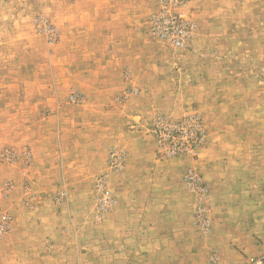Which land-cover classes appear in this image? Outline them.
Masks as SVG:
<instances>
[{
	"label": "rangeland",
	"instance_id": "rangeland-1",
	"mask_svg": "<svg viewBox=\"0 0 264 264\" xmlns=\"http://www.w3.org/2000/svg\"><path fill=\"white\" fill-rule=\"evenodd\" d=\"M189 1L186 11L196 23L189 47L171 49L152 39L145 30L146 47L158 53V65L167 69L172 63L175 70L181 68L186 77H181L183 86L189 80L196 81V75H200L193 67L191 72H186L190 64H196L190 61L192 54H205L213 43L222 47L226 42L207 39L204 14L200 16ZM0 2L11 6L0 12V145L21 148L27 159L31 141L36 138L30 135V129L32 126L40 129L44 116L61 106H67L69 113H76L78 107L84 109V106L87 111H94L92 105L81 103L79 90L67 87L62 79L64 18L67 19L68 14L77 15L79 9L74 0ZM142 2L148 7L144 14L146 20L154 10V0ZM26 15L29 16L27 19ZM40 21L53 29L52 37L43 31ZM237 43V40L230 41L229 46ZM245 43L253 47L252 41ZM177 52H180L179 56ZM15 82L22 86L21 102H4L14 95L11 85ZM31 83L37 87V118L33 116L35 105L29 101L34 88ZM175 85L167 86L165 90L168 94L171 91L180 93L182 112L201 119L207 135L203 145L195 149V154L165 157L155 143V119L157 115L167 119L180 117L173 118L160 111L154 114L149 128L144 127L148 131L144 129L140 140L143 138L148 157L150 155L162 167L160 175L152 176L157 183L155 191L176 189L181 194L176 205L169 204L171 200L166 198L159 215L151 214L145 201V179L140 184L123 185L126 148L111 146L107 150V168L95 178L71 186L70 191L62 187L51 193L50 202L43 208H33L31 199L25 201L29 204L21 208V214L18 213L15 219L31 231L33 237L28 243L16 238L12 232L18 209L15 210L10 201L14 183L9 180L0 188V214L5 213L10 218L8 232L0 237V264H28L25 257L37 258L36 264H143L138 259L151 253L149 245L154 242L147 224L158 227L159 236L165 240L166 264H256L259 261L264 264V84L259 106L239 104L238 108H232L236 111L234 123L224 119L227 111L221 117L217 115L214 120H209L195 103L190 102V92L185 88L179 92L173 87ZM133 90L131 93H136V89ZM72 94L77 95L76 99L70 98ZM111 149L121 150L125 157L124 167L117 173L109 168ZM0 161L6 160L0 156ZM190 169L196 171L202 193L187 187L184 177ZM105 173L108 175L106 188L110 206L101 211L98 210L96 179ZM254 175H260L262 179L259 189V184L247 183ZM177 181H180V187L176 186ZM254 188L260 191L256 197H253ZM61 192H64L63 200H59ZM120 203L121 209H125L122 214ZM199 211H202L201 220L198 219Z\"/></svg>",
	"mask_w": 264,
	"mask_h": 264
},
{
	"label": "crops",
	"instance_id": "crops-1",
	"mask_svg": "<svg viewBox=\"0 0 264 264\" xmlns=\"http://www.w3.org/2000/svg\"><path fill=\"white\" fill-rule=\"evenodd\" d=\"M189 2L200 16L204 14L202 21L207 24V39L226 42L222 47L213 43L205 54H192L190 61L196 64L185 67L186 72H191L193 67L200 75H196V81L189 80L183 86L181 77H186L182 69L175 70L172 63L167 69L158 65V53L146 47L144 14L148 7L142 0H74L79 9L77 15L68 14L63 24L62 79L67 87L77 88L81 103L92 105L94 111H87L84 106V109L78 107L76 113H69L67 106H61L44 116L40 129L37 126L30 129V135L36 138L31 141L27 159L21 148L0 145V151L7 149L16 154L11 162L0 161V188L9 180L14 183L10 201L12 207L18 209L12 223L16 238L29 243L33 237L28 226H20L15 219L26 200L31 199L33 208H43L50 202L51 193L62 187L70 191L71 186L95 178L107 168V150L111 146L126 148L123 185L140 184L145 179V201L151 214L159 215L166 198L171 200L169 204L176 205L181 199L176 189L155 191L157 183L152 176L160 175L162 167L150 155L148 157L143 138L140 140L157 111L173 118L188 114L182 112L180 106L182 95L177 91L168 94L165 87L176 83L173 87L179 92L181 88L188 90L190 102L209 120L227 111L224 119L234 123V106L247 104L255 108L256 104H261L264 0ZM8 8L11 6L0 2V12ZM26 16L27 19L29 16ZM234 40L238 43L229 46ZM246 41H252L253 47L247 46ZM11 86L14 95L4 102L20 103L21 84L15 82ZM133 89L136 93L132 94ZM124 94L126 96L122 97ZM29 101L35 105L33 116L37 118L36 85ZM253 131L256 132V128ZM259 176L254 175L247 183L259 184V189L262 182ZM179 185L177 181L176 186ZM259 192L255 190L253 197ZM119 207L120 213L125 210L121 209V203ZM146 227L154 242L149 245L151 253L143 255L139 262L166 264L165 240L159 236L158 227L149 224ZM24 260L28 264L38 263L35 257Z\"/></svg>",
	"mask_w": 264,
	"mask_h": 264
},
{
	"label": "built area",
	"instance_id": "built-area-1",
	"mask_svg": "<svg viewBox=\"0 0 264 264\" xmlns=\"http://www.w3.org/2000/svg\"><path fill=\"white\" fill-rule=\"evenodd\" d=\"M187 0H154V10L147 16L145 27L148 35L164 45L175 50L189 47L195 32L196 23L188 15ZM43 25V31L50 38L54 31L51 27ZM135 91V90H133ZM76 94L70 95L72 100ZM153 135L155 143L161 149L165 157H171L179 153L195 154V149L203 145L206 140V130L201 119L195 115H185L178 119H167L163 115H157L154 122ZM3 160L12 161L15 154L1 151ZM125 157L121 150L109 151L108 163L112 172H120L124 167ZM108 175L102 174L96 179V191L98 193V210L105 211L110 206V195L106 188ZM184 180L191 191L202 193L201 181L194 169H190ZM64 192L59 194V200H63ZM198 213V219L201 220ZM10 227V218L5 213L0 214V237L7 233ZM261 264V262H256Z\"/></svg>",
	"mask_w": 264,
	"mask_h": 264
}]
</instances>
